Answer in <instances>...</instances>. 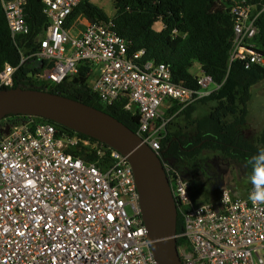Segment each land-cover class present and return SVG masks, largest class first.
I'll return each instance as SVG.
<instances>
[{
  "label": "built area",
  "instance_id": "built-area-1",
  "mask_svg": "<svg viewBox=\"0 0 264 264\" xmlns=\"http://www.w3.org/2000/svg\"><path fill=\"white\" fill-rule=\"evenodd\" d=\"M81 1L41 0L46 25L36 51L24 58L50 63L37 79L56 84L87 63L100 102L111 105L126 97L124 109L133 113L137 135L161 156L167 123L163 112L174 103L184 107L206 96L210 76L201 72L197 89L173 83L169 65L143 60V50H127L113 20L81 28L83 19L77 18L68 25ZM0 5L11 36H25L27 0H0ZM262 11L264 6L257 11L244 0L229 6L234 21L230 60L244 70L264 67L254 41ZM15 69L4 67L0 86H12ZM79 144L95 151L96 159L73 155ZM104 146L31 117L14 124L0 121V264H158L140 217L131 166L121 153ZM170 178L183 220L180 236L189 246L178 248L183 264H264L260 183H251L243 194L224 187L214 204L194 201L186 181Z\"/></svg>",
  "mask_w": 264,
  "mask_h": 264
},
{
  "label": "trees",
  "instance_id": "trees-1",
  "mask_svg": "<svg viewBox=\"0 0 264 264\" xmlns=\"http://www.w3.org/2000/svg\"><path fill=\"white\" fill-rule=\"evenodd\" d=\"M236 1L112 0L114 13L109 16L101 7L84 0L74 7L67 21L69 25L78 17L90 23L113 20L114 31L126 42L127 50L131 53L143 50V60L169 65L171 80L179 86L197 89L200 73L210 76L215 88L206 96L184 107L174 103L163 115L167 123L165 135L160 141L162 161L167 164L171 176L180 175L192 184L198 180L200 155L206 150L220 153L251 173L264 172V127L256 135L247 136L245 133L250 87L264 78V67L253 65L244 70L239 63L230 61L234 21L229 14V6ZM244 1L257 11L264 6V0ZM25 11L29 32L13 38L0 5V72L6 65L17 67L9 88L36 89L63 95L102 110L132 131H137L133 113L124 109L126 97L111 105L100 102L89 86L87 63H81L75 75L58 84L37 79L50 63L29 57L19 65L22 57L36 51L37 38L47 21L42 13L41 0H27ZM157 22L161 23L159 30L154 29ZM256 23L259 32L254 41L264 55V11L259 14ZM4 88L8 87L0 86V89ZM28 118L13 114L5 117L11 124ZM34 118L52 124L60 133L76 134L90 142L97 141L54 121ZM71 152L84 159L94 160L97 157L95 151L82 144ZM191 193L195 201L201 194V188L192 185ZM214 199L218 200L217 194H214ZM182 231L183 220L177 211L176 234L179 236L176 244L188 250L184 237L180 236Z\"/></svg>",
  "mask_w": 264,
  "mask_h": 264
},
{
  "label": "water",
  "instance_id": "water-1",
  "mask_svg": "<svg viewBox=\"0 0 264 264\" xmlns=\"http://www.w3.org/2000/svg\"><path fill=\"white\" fill-rule=\"evenodd\" d=\"M27 115L54 121L115 149L128 160L140 215L158 264H183L176 240L177 206L160 158L130 128L102 110L43 90L0 89V120Z\"/></svg>",
  "mask_w": 264,
  "mask_h": 264
},
{
  "label": "rangeland",
  "instance_id": "rangeland-1",
  "mask_svg": "<svg viewBox=\"0 0 264 264\" xmlns=\"http://www.w3.org/2000/svg\"><path fill=\"white\" fill-rule=\"evenodd\" d=\"M90 1L101 7L109 16L113 15L112 0ZM160 28L161 23L157 22L154 25V29L159 30ZM198 70V67H196L197 72ZM96 74L97 70L93 69V75ZM90 79L92 80L93 76ZM208 89H213L212 84L209 85ZM250 94L251 97L247 103L248 115L245 126L247 136L256 135L264 127V78L250 87ZM254 182L262 185L264 193V172L251 173L243 165L224 158L220 153L206 150L200 155L198 180L191 184L201 188V194L197 198L198 202H205L206 199L214 202V200L216 201L214 194L219 195L222 188L228 187L237 194H243L248 185Z\"/></svg>",
  "mask_w": 264,
  "mask_h": 264
},
{
  "label": "clouds",
  "instance_id": "clouds-1",
  "mask_svg": "<svg viewBox=\"0 0 264 264\" xmlns=\"http://www.w3.org/2000/svg\"><path fill=\"white\" fill-rule=\"evenodd\" d=\"M83 1H84V0H83ZM75 7H76V6H75ZM73 9H74V8H73ZM78 18H82V19H83V20H82V21H83V24H82V25H79V27L81 26V28H83V25H85L86 23H90L89 21H87V20H86L85 18H83V17H78ZM68 19H69V18H68ZM76 19H77V18H76ZM76 19H75V20H76ZM72 22H73V21H72ZM72 22H71V23H72ZM8 28H9V27H8ZM143 56H144V55H143ZM26 59H27V58L22 57L20 62L22 63V62L25 61ZM38 59H39V58H38ZM40 60H41V59H40ZM43 61H45V60H43ZM230 61H231V60H230ZM21 63H19V65H20ZM16 68H17V67H16ZM15 70H16V69H15ZM89 70H90V66H89ZM77 71H78V70H77ZM41 72H42V71H41ZM87 75H88V73H87ZM88 78H89V76H88ZM88 81H89V86H90V88H91V84H90L91 81H90V78H89ZM49 82H50V81H49ZM52 83H53V82H52ZM55 84H56V83H55ZM57 84H58V83H57ZM212 86H213V89H214L215 86L213 85V83H212ZM6 87L9 88V87H11V86H6ZM91 89H92V88H91ZM213 89H211V90H213ZM92 90H93V89H92ZM93 92H94V91H93ZM125 104H126V103H125ZM170 108H171V107H170ZM170 108H169V109H170ZM169 109H168V110H169ZM127 111H128V110H127ZM166 111H167V110H166ZM166 111H165V112H166ZM165 112H163V115H164ZM26 116H27V115H26ZM29 117L35 119V118H34L35 116H29ZM133 117H134V115H133ZM163 118H164V117H163ZM1 120H7V119L3 118V119H1ZM1 120H0V121H1ZM35 120H36V119H35ZM36 121H37V120H36ZM165 128H166V127H165ZM135 133H136V131H135ZM136 134H137V133H136ZM72 135H76V134H72ZM141 140H142V139H141ZM96 142H100V141L97 140ZM100 143H102V142H100ZM103 144H104V143H103ZM104 145H105V144H104ZM105 146H107V145H105ZM107 147H109V146H107ZM110 148H111V147H110ZM150 148H151V147H150ZM151 149H152V148H151ZM152 150H153V149H152ZM153 151H154V150H153ZM160 151H161V146H160ZM154 152H155V151H154ZM155 153H156V152H155ZM156 155L160 158V160H161V162H162V166H163V168H164V164H163L164 162L162 161L163 158L161 157V156H162V151H161V156H159L158 154H156ZM165 164H166V163H165ZM164 170H165V172H166V174H167V177H168V179H169V183H170V182H171V178H170V176H171L172 173H171L170 171L167 172L165 168H164ZM178 176H180V175H178ZM180 177H181V176H180ZM181 178H182L184 181H186V182L190 185V188L192 189V184H191L190 182H188L186 179H184L183 177H181ZM257 183H258V182H257ZM170 188H171V184H170ZM191 189H190V190H191ZM171 192H172V190H171ZM191 194H192V193H191ZM172 196H173V195H172ZM218 196H219V195H218ZM192 197H193V196H192ZM173 198H174V197H173ZM197 198H198V197H197ZM197 198H196V199H197ZM193 199H194V198H193ZM207 202H209V201H207ZM175 203H176V202H175ZM176 206H177V205H176ZM177 211H179V210H178V207H177ZM140 217H141V215H140ZM141 219H142V218H141ZM142 222H143V221H142ZM143 225H144V224H143ZM177 237H178V235L176 234V239H177ZM177 248H180V247H177ZM178 252H179V249H178ZM179 256H180V254H179ZM180 258H181V256H180ZM181 260H182V258H181ZM182 263H183V261H182Z\"/></svg>",
  "mask_w": 264,
  "mask_h": 264
}]
</instances>
